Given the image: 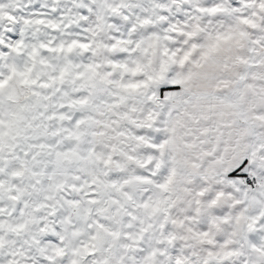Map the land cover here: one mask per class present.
<instances>
[{"label":"snow or ice","instance_id":"1","mask_svg":"<svg viewBox=\"0 0 264 264\" xmlns=\"http://www.w3.org/2000/svg\"><path fill=\"white\" fill-rule=\"evenodd\" d=\"M0 264H264V0H0Z\"/></svg>","mask_w":264,"mask_h":264}]
</instances>
